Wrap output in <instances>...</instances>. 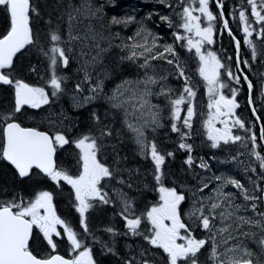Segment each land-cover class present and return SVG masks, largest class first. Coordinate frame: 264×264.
<instances>
[{
    "label": "snow or ice",
    "instance_id": "6c2138e0",
    "mask_svg": "<svg viewBox=\"0 0 264 264\" xmlns=\"http://www.w3.org/2000/svg\"><path fill=\"white\" fill-rule=\"evenodd\" d=\"M158 2L173 8L177 17L174 22L170 16L157 13L160 21L167 23L169 28L182 30L172 32L175 39L171 44L158 43L162 38L153 33L143 19L135 21L134 16L128 15L122 18L112 16L106 20L103 3L79 0L75 4L73 0H68L66 11H62L58 17L66 25V38L62 39L59 25L53 28L51 19L45 20L44 23L49 25L50 37V45L45 47L40 44L33 27V20L41 18V14L32 0H0V13L5 22V27L0 31V85L9 86L14 92V104L9 110L0 112V162H6L14 170L13 179L20 183L38 177L50 181L60 192L67 185L70 189L69 202L78 214L79 221L78 230L58 215L53 190H34L33 195L25 198L22 191L10 189L6 184L0 185V197H3L0 198V264H98L94 258L93 243L101 241L91 231L86 214L98 206L114 205L117 202L120 206L119 215L126 229L123 235L142 236L150 246L141 248L138 257L125 259L123 264H264V211L259 210L264 201V188L259 187L251 177L248 186H245L226 173L201 177L194 186L186 183L177 186L175 180L167 185L170 173H166L163 166L167 158L175 157V153L171 150L161 152L154 135L150 137V134H155L164 127L161 123V107L153 104L150 98L163 96L170 108V130L179 135L176 147L187 153L183 164L189 170L194 164L196 168L209 170V164L203 157L199 158L198 164L195 163L194 146L186 142L191 138L193 128L196 91L174 46L179 43L189 53L194 49L199 61L197 71L204 83L205 94L209 97L208 118L203 121V128L210 147L216 149L221 142L225 145L231 142L240 143L243 148L248 149L250 141L248 155L259 162L262 175L258 179L264 181V155L257 151V137L235 111L239 107L236 99L238 89L232 87L230 97L223 92L228 87L222 82L225 74L236 85L241 84L242 77L251 91V82L240 71L241 65L244 68L250 67L249 61L240 60V43L225 19L223 0H217L216 7L220 9L219 20L223 22L222 27L236 43V75L231 67L222 63L216 52L202 51L206 45L214 43L217 16L210 10L209 0H198V6H195L197 0H179L176 5L171 0ZM247 4L259 31L249 22L243 8L239 11V21L244 44L251 49V58L255 62L257 47L251 37L255 33L256 39L264 41V0H260L259 4L256 0H247ZM176 8L180 11L176 12ZM232 15H235V11ZM150 18L151 14L146 19ZM85 20L88 23L81 33L77 30V25H83ZM132 23L137 24L136 30L126 38H120L118 32L113 34L110 30L112 25L127 27ZM105 31L107 35L104 34ZM113 39H120V43L113 45ZM102 42L106 46H102ZM74 44H79L80 47L77 49ZM38 45L40 53L48 61L50 76L46 85L51 89L50 94L45 87L32 86L14 75V58ZM113 46L127 53L119 57L121 62L129 61L142 70L143 74L138 73L134 79L122 80L108 95L104 92V79L100 78L101 73L105 79L108 77L107 66L96 74L94 83L89 69L95 70L98 65L103 64L105 54ZM74 52L79 57L78 71L83 73V79L75 80L74 88L69 93V77L60 74L58 69L69 66ZM154 61H163L172 66L177 78L184 81L179 95L167 85L168 75L157 72ZM31 71L35 72V67ZM86 83L88 95H82ZM157 87L159 91L155 90ZM65 94L70 95L73 107L76 108L86 107L100 99H103L108 108L105 109L103 118L93 108L89 113L90 126L76 136H71L70 133L78 124L63 117V113L58 122L49 121L48 130L24 126L20 122L19 117L24 114L25 106L40 109ZM248 103L251 107V97ZM185 104L187 110L182 117V125L187 131L180 127L181 106ZM252 115L259 123L261 118L257 116L255 108ZM118 116L121 124L119 128L115 126ZM65 120H68L67 124ZM217 122L221 125L220 128L215 126ZM233 128L250 135L234 134ZM125 129L141 158L150 159L153 165L150 175L154 183L150 187L156 194V199L139 215L135 214L134 200L117 187L119 185L131 189L133 186L130 182L131 170L121 168L116 144L112 143L113 140L123 142ZM260 142L264 143V128L261 129ZM66 145H72L76 150L75 172L57 163L58 149H63ZM109 148L113 150L112 163L107 159ZM241 155L243 153L238 151L231 160L242 165L247 173L249 165H243L242 161L237 160ZM125 171L129 173L127 180L123 178ZM251 171L253 175L256 174L254 167ZM213 180L216 182L215 186L208 195H204L205 189ZM113 181H116V185L112 184ZM229 185L239 193L243 203L236 202V192L226 191ZM109 187L112 188L111 194L106 190ZM145 187L149 185L146 184ZM185 203H188L186 209L183 208ZM248 212L252 215H248ZM105 231L110 236L119 234L111 226L106 227ZM34 239L41 246H46L48 251L45 254L33 251ZM64 240L67 242L66 254H61L58 243ZM101 247L103 251L115 255L113 248L107 243H102ZM152 249L157 252H152ZM204 253L206 257L202 262L201 255Z\"/></svg>",
    "mask_w": 264,
    "mask_h": 264
},
{
    "label": "trees",
    "instance_id": "16d2710c",
    "mask_svg": "<svg viewBox=\"0 0 264 264\" xmlns=\"http://www.w3.org/2000/svg\"><path fill=\"white\" fill-rule=\"evenodd\" d=\"M61 1H63V0H43L44 7L42 10V18L44 20L51 19V21H52L51 27H53V28H55L54 26L57 25L56 23H58V22L61 23V26L64 25V21L58 19V17H60L61 13H62V11H60V6L63 4V2L61 3ZM239 1H241V0H235V2H238V3H239ZM231 5L234 6V3L232 2ZM122 8H124V7H122ZM63 10H64V8H63ZM114 16H116L118 18L124 17V15H122V16L120 15V17H119L118 13H115ZM35 25L37 26L38 24H35ZM118 26L121 27L120 28L121 31L119 32L120 36H122L121 33L128 34L129 31L126 27H124L123 25H118ZM4 27H5L4 16L2 13H0V31H2ZM37 31H36V33L38 34V39L40 41V44L44 45L45 47L49 46L50 45L49 25L44 23V26L43 27L40 26ZM159 31H162V30H159ZM233 35L236 37V33H233ZM220 38H221L220 35L217 36V39H218L217 46L215 48H212V50L215 51L220 57L222 56L223 59H227L230 56H233L232 41L228 37H224L222 39V41H220ZM18 57L19 58H17L15 61L14 75L17 76L18 78H22L25 82H27L29 84L37 83V84H39V86L45 87L46 91H48L50 94L51 89L49 87H47V85H46V80L50 76V73L48 72V68H47L48 61L40 53L39 45L37 47L29 48L26 52H23V55H18ZM115 63H119L120 65H122L124 68L123 71H127V73L130 76H132V77L136 76L135 75V73L137 71L136 66L133 67L131 64H127L125 61L124 62L115 61L114 64ZM253 64H256V63L253 62ZM260 65L261 64L257 65V68H256V70L259 69V72L257 73L259 75L264 74V68H262ZM32 67H35L36 73L31 71ZM232 70H233L234 75H236L237 74L236 69L232 68ZM256 70H254V67H253L252 71H256ZM58 72L60 74L67 75L69 77V80L67 82V89L70 93L71 90L74 88V81L79 79V76L77 74L76 69L73 68V72H72L71 68L68 67L67 69H65V71H61L60 69H58ZM46 74H48V76H46ZM254 75H255V73H252L250 75V77H253ZM33 76L35 79L33 78ZM113 77H115V76L113 75ZM116 77H118V76L116 75ZM116 79H114L113 81H115ZM171 80L174 83L173 87L175 90V94L179 95V92L182 90L184 82L182 84L180 79H176V78L173 79V76H171ZM222 82H224V83L229 82L226 74L222 76ZM238 86H239L238 89L241 90V94H243V101H242L243 102V108L247 110L248 109V106L246 103L247 90H246V88H244L242 82ZM194 88L196 91V96H195L194 101H193L194 106H195V115L193 116V128L191 130V138L186 141L187 143L191 142V140L196 141L198 138L197 133H196V131L198 129V122H199L198 116H200V115H202V117L206 116V111H205L204 105H202L197 100V95L203 94L205 92V86H204L203 81H199L197 84L194 83ZM64 96H61L59 99L53 101L55 103V106L51 104L53 107H55V112L70 113L71 111H73V108L71 107L70 102H69L70 95L65 94ZM161 101L163 103L164 114H165L164 115V123H163L164 127H162L163 130L160 131V134H158V132L155 134H150V137L154 135L156 143H158L162 146L163 152H167V151L171 150V151H174V153H175L178 149L176 146L179 143V135L176 133H172L170 130V117H169L170 108L167 105L166 98L161 96L160 102ZM13 104H14V92H13V90L9 86H1L0 87V107L5 109V110H9ZM263 105L264 104L262 103V101H259L255 98L254 107L256 108V111L260 112V114L264 113V110L262 108H259V107H262ZM103 107L104 106H102V105L95 107V109L100 113L101 117L103 116V113L105 111V108H103ZM93 108L94 107H89L87 109H84L82 114H81V112L71 114L72 115V121L76 122L78 124V127L76 128L77 130H82L83 127H84V129H86L90 126L89 113L93 110ZM181 109H182V112H181L180 127L183 131H187V129H183V125H182V117H183L184 113H186V110H187L186 104L182 105ZM68 119H71V117ZM109 122H111V120ZM262 123L264 124V118H262ZM115 125L118 126L117 124H115ZM166 132H169V136H166ZM126 139H127V141L125 140L124 137H122V141H123L122 143L117 142L116 140H113L112 143L116 144V150L118 151V153L123 152L124 155L129 157L133 154L130 151L133 148V146L128 141V138H126ZM127 142H128V144H127ZM124 145H127V146H124ZM121 148H122V150H120ZM111 151L113 153V150H111ZM121 153H119V155ZM109 155H110V153H109ZM178 155H180V154L175 153L174 158H167L166 163L163 167H164L165 172L171 173V176L175 180L182 181L181 173L178 174L179 177H177V179H176V172H173L174 168L172 166L173 161L175 160V158ZM64 156L66 157L65 158L66 161L69 162L73 158V153L71 150H67L66 154ZM108 161H109V158H108ZM110 161H113V155L110 156ZM57 163L59 164V161H57ZM169 178H170V175L167 176V185H170L173 181ZM35 180H37L39 182V185H40L39 179L35 178ZM35 180L34 179L33 180H25L22 183H20V182L13 179V172L9 168H6V167L3 168L2 173L0 175V185L6 184L10 189L15 188V190L17 189V191L32 190V189L36 188L38 183ZM177 184H178V182H177ZM25 194H27V193H23L24 196H25ZM147 200H149V197L147 198ZM34 252H36V251H34ZM36 253H38V252H36ZM38 254H40V253H38Z\"/></svg>",
    "mask_w": 264,
    "mask_h": 264
},
{
    "label": "rangeland",
    "instance_id": "374dc122",
    "mask_svg": "<svg viewBox=\"0 0 264 264\" xmlns=\"http://www.w3.org/2000/svg\"><path fill=\"white\" fill-rule=\"evenodd\" d=\"M256 1H257V0H256ZM67 2H68V1H66L64 4L66 5ZM178 2H179V0H171V3H172L173 5H176ZM73 3L78 4L79 2H78V3L73 2ZM156 3H159V2L157 1ZM141 4H142V6H145L146 9H147V8L152 4V2H150L149 0H147V3L144 4V3L141 2ZM159 4L162 6V8H161L157 13L160 14V15H168V16H170V18H171L174 22H176V21H177V17H176L175 14H174V9L171 8V12H170V11H167V10L165 9V6H164L163 4H161V3H159ZM195 6H198V0H197V3H196ZM136 9H137V10H142L143 7L137 5V6H136ZM64 11H66V10H64ZM175 11L178 12V11H180V9H179V8H176ZM135 13H136V12H135ZM250 15H251V13H250ZM134 18H136V16H134ZM157 19H158L159 22H161L160 19H159V17H158ZM249 22L252 23L250 20H249ZM87 23H88V21L85 20L83 25L78 24V25H77V30L80 31V32L82 33V32H83V29H84V25H86ZM162 23L164 24V22H162ZM93 24H96V22L93 21ZM238 24H240V21L238 22ZM252 24H253V23H252ZM166 25H167V23H166ZM240 27H241V25H240ZM253 27H254V25H253ZM167 28H168V29H166L163 33H159V32H156V33H155L156 35H158V36H160V37L162 38L160 41H158V43H169V44L173 43V41H174L175 38L172 36V32H173L174 30H178V29H175V28H169L168 25H167ZM241 29H242V28H241ZM257 29H259V28H257ZM168 30H171L172 32H168ZM178 31H181V32H182V30H178ZM111 32H112L113 34L117 33V25H114V30H112ZM118 33H119V32H118ZM104 34L107 35V31H105ZM121 34H122V36H120V38H126V37H128V36L133 35L134 33H133V34H125V33H121ZM252 40H253V43H254V44L256 45V47H257V51H258L259 54H260V51H261V50L263 49V47H264V41H260V40L256 39V37H255V33L253 34V38H252ZM112 43H113V45L119 44V43H120V39H113ZM178 45H179V48H180L182 51L185 52V56H189V57H191V58L195 61L193 67H187L186 65H184V64L182 63V64L184 65V67H185L186 75H188V76H190V77L192 78V86H193V88H194L193 83L197 84L199 81H202V79L199 77V74H198V71H197L199 61H198V59H197L196 56H195V50L193 49L192 52L189 53L187 49H185V48H181V46H180L179 43H178ZM102 46H106V44H105L104 42H102ZM174 46H175V45H174ZM74 47L78 49V48L80 47V45H79V44H74ZM259 50H260V51H259ZM85 51H87V49H85ZM202 51H203V49H202ZM72 55H73L74 58H73L72 60H70V61L72 62V66H74V67L71 68V70H72V72H73V68L76 69V67H77V68L79 69V67H80V63H78V61H79V57L76 55V53L74 52ZM121 55H127V53H126V52H121L120 49H118V48H116L115 46H113V48H112L108 53L105 54L103 64L98 65L97 68H96L95 70L89 69V70L92 72V76H93V81H92V83H94V82H95L96 74H97L98 72H101V69H102V68H105V67L107 66V68H108V70H109V75H108V77L105 79V78L103 77V73H101V77H100L101 79H104V92H105V94L110 95L112 89L116 88V86H117L118 84H120L122 80H124V79H134V78L137 77V74H138V73H139L140 75L143 74L142 70H140V69L137 68V71H136V73H135L136 76H135V77H132V76H130V75L127 73V71H123L124 68H123L122 65H120L119 63H115V64H114L115 61H120L119 57H120ZM179 56H180V55H179ZM260 56H261V55H260ZM181 58H182V57L180 56V59H181ZM120 62H121V61H120ZM122 62H124V61H122ZM127 62H129V61H127ZM141 62H142V61H141ZM181 62H182V61H181ZM129 63H130V62H129ZM153 63L157 65V72H158V73H160V74H167V75H168V79H167L166 83H167V85H168L169 87H171V88L174 89V87H173V86H174V83H173L172 80L170 79V78H171L170 75H171L172 73L174 74L172 66H169V65L165 64L163 61H154ZM113 64H114V65H113ZM130 64H131L133 67L136 66V65H134V64H132V63H130ZM78 69H77V70H78ZM165 70H167V72H165ZM78 72L81 73L82 78H83V73L80 72V71H78ZM113 75H114L115 77H113ZM116 75H117L118 77H116ZM116 78H117L118 80H117ZM175 78H177L176 75H175ZM114 79H116V80L113 81ZM180 80H182V79H180ZM182 81H183V80H182ZM108 84H109V85H108ZM225 84H227L228 87L224 88V89H223V92H224L225 95H229V96H231V88H232V87H236V88H237V85L234 84V83L231 82V81H229V82H227V83H225ZM198 89H199V88H198ZM155 90H156V91H159V88L157 87ZM194 90H195V88H194ZM261 94L264 95V86L261 88ZM82 95H88V84H87V83L84 85V92H83ZM237 95H238V94H237ZM150 99H151V102H152L153 104H159V105H160L161 110H162V116H163V119H162L161 123L163 124V123H164V115H165V114H164L163 103H162V101L160 102V97L153 96V97H151ZM197 100H198V102H200L202 105H204V107H205V111H206V116H205V117H202V115L198 116L199 122H198V129H197V136H198L197 139L200 140V144H199L198 147H200V148H199L200 150H204L205 152H201V153L198 155V157L195 156V163H199V162H200V161H199V158H200V157H203L204 160L209 164V170H204V169H202V171L199 172L198 174L195 173V174L190 178V181L188 182V185H190V186H194V185H196V184H197V181H198L201 177H205V178H207V177H212L214 174H215V175H219V174H221V173H226V174L231 175V176L235 177L236 179H238L241 183L245 184V186H248V180H249V177H251L253 180H256L257 184H258V182H260L259 187L264 188V186H263V183H264V182L261 181L260 179H258V177H260V176L262 175V174L260 173V170H259V162H258V161H254V160L248 155V152L250 151V147H251L250 145H249V148H248V149H245V148H243V147L240 145V143L233 144V143L229 142L227 145H225V144L222 142V143L219 145V147L216 148V149H210V148L208 147V145H207V144L205 143V141H204V139L206 138V135H205L204 128H203V121H204L205 119L208 118V108H207V105H208V102H209V97H208V96L205 94V92H204L203 94H199V95H197ZM72 102H73V101H72ZM98 102H101V104L105 105V106L108 108V105L103 101V99L97 100V101H95V102H93V103H90V104H93V105H94V104H96V103H98ZM90 104H89V105H90ZM86 107H88V105H87ZM43 108H45V105L42 106V109H43ZM83 108H85V107H83ZM46 110H47V109H46ZM46 112H48V111H46ZM46 112L43 111V113H44V117H43L42 120H41V125L45 126L46 128H50L49 121H52V122H58V121L62 118V117H61V113H56V112H54V113H50V112H48V114H46ZM103 114H104V113H103ZM102 118H103V116H102ZM262 118H264V114L261 115V120H262ZM109 120H111V118H109ZM119 121H120V117L118 116V117H117V120H116V124L118 125V128L121 127V124H120ZM229 123H231V121H229ZM65 124H66V123H65ZM215 126H216L217 128H220V127H221V125H220L218 122L216 123ZM83 129H84V127H83ZM125 130H126V129H125ZM158 130H159V129H158ZM126 131H127V130H126ZM124 132H125V131H124ZM232 132H233L234 134L240 135V133H239V129H238V128H233V129H232ZM127 135H128V134H127ZM255 136L257 137V143H259V140H260L261 135H257L256 132H255ZM129 137H130V136L128 135V141L134 146V143L132 142V140H131ZM248 144H250V141H248ZM124 146H127V145H124ZM261 147H262V152H263V151H264V144H262ZM120 150H122V148H121ZM130 151L133 153L130 157L132 158V160H135V159H136V156H137V154H138L137 149L135 150L134 148H132ZM238 151H239V152H242L243 155L238 156V157H237V160H238V161H242V162H243V165H249V171H248L247 173H245V171H244V167H243L242 165L237 164V163H235V162H233V161L231 160V157L234 156V155H236V153H237ZM117 152H118V151H117ZM119 153H121V152H119ZM213 157H215V158H213ZM145 160L147 161L148 159H145ZM224 160H227L228 162H227V163H221V161H224ZM249 160H250V161H249ZM150 161H151V160H150ZM250 162H251L253 165H251ZM253 167L256 169V174H255V175H253V173H252V171H251V168H253ZM257 169H258V170H257ZM150 176H151V175H150ZM194 177H195V178H194ZM34 180H35V179H34ZM35 181H36V182L38 183V185H39V182H38L37 180H35ZM206 182H207V181H206ZM215 183H216V182L213 180V181L209 184V187H208L207 189H205V191H204V195H208V194L211 192V189L215 186ZM226 191L236 192V190L233 189L230 185L226 188ZM257 194L259 195V193H257ZM236 195H237V201H236V202H237V203H243L242 198L239 197V193H238V192H236ZM261 211H262V210H261ZM242 214H243V213H242ZM247 214H248V215H252L251 212H248ZM217 223H218V222H217ZM198 235H199V232H198ZM204 260H205V256L202 254V255H201V261L203 262Z\"/></svg>",
    "mask_w": 264,
    "mask_h": 264
},
{
    "label": "flooded vegetation",
    "instance_id": "af4514ba",
    "mask_svg": "<svg viewBox=\"0 0 264 264\" xmlns=\"http://www.w3.org/2000/svg\"><path fill=\"white\" fill-rule=\"evenodd\" d=\"M63 4L60 6V11L66 10V5L64 4L66 0L61 1ZM73 2L78 3L79 0H73ZM131 2H134L136 4H139V0H94V3H103L105 5V17L106 20L111 18L115 13L118 12V6L124 5V8L120 9V12L122 15L126 13H131ZM126 5L128 8H126ZM213 5V4H211ZM156 8L161 9L162 6L160 4L155 5ZM210 6V5H209ZM214 6V5H213ZM64 8V10H63ZM152 7H150L151 9ZM215 8V6H214ZM166 10H169L171 8L165 7ZM210 10L216 14V8L213 10L210 6ZM140 13H144L145 10H140ZM153 15L152 19L150 20V24L146 25L148 28L155 30L156 32L159 30H162L163 23L158 22L157 15L153 12L151 13ZM228 16H229V9L225 11V19L228 22ZM144 20V17L138 18L135 21H141ZM145 23V20H144ZM146 24V23H145ZM137 27L136 23L129 24L128 31L132 32L135 31ZM120 27L118 26L117 29ZM111 31L114 30V25L111 26ZM2 108H0V112H4ZM242 112V110H238V113ZM252 114V113H251ZM85 129L77 130V135L80 132H83ZM260 145L264 144L259 141ZM257 143V145L259 144ZM109 151V150H108ZM76 150H74L73 158L69 162H64L63 158H61L63 167L70 168L71 171H76ZM111 152V151H110ZM201 153L197 152V155ZM264 153V151H263ZM113 154V153H112ZM121 159V168L130 169L132 173V167H135L137 165V161L132 160V158L129 156L123 154V152L119 155ZM181 158L185 159L183 155H181ZM109 162V161H108ZM110 163V162H109ZM9 168V166L4 163L0 162V175L2 173L3 168ZM10 169V168H9ZM11 170V169H10ZM12 171V170H11ZM13 172V171H12ZM173 172H175L173 170ZM129 173L123 172V178L128 179ZM119 178V177H118ZM132 183V187L134 190L132 191V188L129 189L126 186H119L118 188L122 189L124 192H126L129 196V198L134 200V208H135V214L139 215L141 211L145 209L147 206V198L148 196H153L156 194L152 190V188L145 187V185H148V182L151 183V181L148 180L147 176L144 175V169L139 168V174L138 177L134 178V181L132 182V179L130 181ZM48 186L46 189L53 190L55 192V195H60L58 199L54 198V206L57 209L58 215L68 220L71 224H73L78 230H79V221H78V214L74 212V210L71 208L70 202H69V196L68 193L70 189L67 185H65V190L63 192H60L59 190L55 189L54 185L49 186V182H47ZM113 185H116V181L112 182ZM152 185V184H151ZM264 186V184H263ZM39 185H37L36 188L32 190H22V193L25 194V197L33 195V190L39 189ZM17 190V189H16ZM110 194L112 192V188L109 187L106 189ZM132 191V192H131ZM3 198V197H0ZM120 206L117 202L114 205H103L98 206L94 210H89V213L86 215L88 216L89 226L91 231L95 234L96 238L101 241V243H93V251H94V258L98 261V264H123V261L128 258L132 257H138L139 252L141 248L150 247L147 245L146 241L143 240L142 236H132V235H123V233L126 231L124 228V221L121 219L120 215ZM113 227L117 233H119L116 236H110L109 233L105 231L106 227ZM38 231V230H36ZM62 231V229H61ZM66 240L61 241L58 243V249L61 254H66ZM89 243H92L91 240H89ZM107 243L110 247L113 248V251L115 252V255H113L111 252H105L102 250L101 244ZM152 252H157V250L152 249ZM157 254V259H158Z\"/></svg>",
    "mask_w": 264,
    "mask_h": 264
},
{
    "label": "bare ground",
    "instance_id": "6f19581e",
    "mask_svg": "<svg viewBox=\"0 0 264 264\" xmlns=\"http://www.w3.org/2000/svg\"><path fill=\"white\" fill-rule=\"evenodd\" d=\"M157 32H159V33H163L164 31L162 30V31H157ZM78 68L76 67V71H77V74H78V76H79V79H83L82 78V75H81V73H79L78 72V70H77ZM69 102H70V105H71V107L72 108H75V107H73V102H72V100L70 99L69 100ZM102 106H104L103 108H105V109H107V107L105 106V105H103V104H101ZM89 107H91V106H88V107H85V108H80V109H87V108H89ZM56 113H62V112H56ZM76 112H74V110L73 111H71L70 113H65V112H63V117H67V118H70L71 117V119H68V120H71L72 121V115L71 114H75ZM68 120H65V123L67 124L68 123ZM110 121V120H109ZM116 126V125H115ZM117 128H118V126H116ZM83 129V128H82ZM123 137L125 138V140L127 141V139L126 138H128V135L124 132V135H123ZM198 137V136H197ZM190 144H193V146H194V151H197V150H199V148L200 147H198L199 146V144H200V140L199 139H197L196 141H194V140H191V142H189ZM127 144H128V142H127ZM132 145V144H131ZM169 145V144H168ZM133 146V145H132ZM67 150H71L72 151V149H71V147L69 146V145H67V146H65L63 149H62V158H63V161L64 162H67L66 161V157L64 156L65 154H66V151ZM109 150V151H108ZM107 150V152H108V156H107V159L109 158V162L110 163H112L113 161H110V156L111 155H113L112 154V149L111 148H109ZM111 151V152H110ZM72 153H73V151H72ZM109 153H110V155H109ZM176 154H180V155H178L176 158H175V160L173 161V168H174V171L176 172V179H177V177H179L178 176V174H180L181 172H182V170H183V167H184V164H183V161H184V159L183 158H181V155H183L184 156V158H186V155H187V153H186V151H184L183 153H177V152H175ZM173 174V173H172ZM169 179H171V180H175L172 176H171V173H170V178ZM175 181H177L178 182V185L181 183V181H178V180H175ZM33 192H34V190H33ZM32 195V194H31Z\"/></svg>",
    "mask_w": 264,
    "mask_h": 264
}]
</instances>
